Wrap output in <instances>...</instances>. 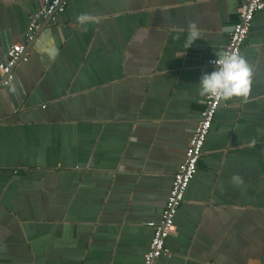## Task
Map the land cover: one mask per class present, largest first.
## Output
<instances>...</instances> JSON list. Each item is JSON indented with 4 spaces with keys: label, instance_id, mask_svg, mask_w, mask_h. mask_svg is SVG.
<instances>
[{
    "label": "crops",
    "instance_id": "1",
    "mask_svg": "<svg viewBox=\"0 0 264 264\" xmlns=\"http://www.w3.org/2000/svg\"><path fill=\"white\" fill-rule=\"evenodd\" d=\"M243 1L72 0L42 21L21 101L0 86V264H144ZM42 5L0 0V62ZM240 56L250 90L217 111L157 264H264V10Z\"/></svg>",
    "mask_w": 264,
    "mask_h": 264
},
{
    "label": "built area",
    "instance_id": "2",
    "mask_svg": "<svg viewBox=\"0 0 264 264\" xmlns=\"http://www.w3.org/2000/svg\"><path fill=\"white\" fill-rule=\"evenodd\" d=\"M71 1L72 0H42L43 5L32 16L26 29V42L12 44L7 49L4 60L0 62L1 86L9 87L14 81V68L16 64L28 60L26 43L36 38L37 31L42 24L41 20L48 19L53 14L65 12ZM262 10H264V0H244L242 2L238 21L230 29L229 42L221 55L226 53L240 55L244 42L251 30L254 17ZM214 59L215 58L210 60V64H212L211 61ZM224 103L225 99L213 96H206L204 99V107L201 111L198 125L193 130L189 146L186 150L185 159L174 174L161 219L158 222H148V225L153 229V235L149 248L144 255V264H157L160 257L169 255L170 253L169 248L166 246V240L169 236L177 234L175 218L184 201L189 184L197 173L199 160L202 156L203 148L217 111Z\"/></svg>",
    "mask_w": 264,
    "mask_h": 264
},
{
    "label": "clouds",
    "instance_id": "3",
    "mask_svg": "<svg viewBox=\"0 0 264 264\" xmlns=\"http://www.w3.org/2000/svg\"><path fill=\"white\" fill-rule=\"evenodd\" d=\"M85 23L89 17L85 14L78 18ZM188 35L185 47L190 48L194 41L201 38L195 21L188 24ZM214 65L211 71H205L199 78L198 89L201 97L213 96L229 99L233 96H246L250 90L252 69L246 60L238 54H223L211 61ZM239 183V177H233Z\"/></svg>",
    "mask_w": 264,
    "mask_h": 264
},
{
    "label": "water",
    "instance_id": "4",
    "mask_svg": "<svg viewBox=\"0 0 264 264\" xmlns=\"http://www.w3.org/2000/svg\"><path fill=\"white\" fill-rule=\"evenodd\" d=\"M37 12V10L35 9L34 10V13H36ZM66 12V11H65ZM55 17V14H53L50 18H48V19H43V20H41V21H43V22H47V24L53 19ZM54 20V19H53ZM33 42V41H32ZM27 47V50H28V46H26ZM26 50V51H27ZM7 51V50H6ZM19 63V62H18ZM17 63V64H18ZM16 64V65H17ZM16 85H18L19 86V81H18V78H17V76H15L14 77V81L11 83V87L13 88V91H14V93L16 94V98H17V100H18V102H20L21 101V99L19 98V96L17 95V91H16ZM1 86V85H0ZM11 94V93H10ZM13 95V94H12ZM11 95V98H12V101H13V103H14V105L15 106H18L17 105V101H15V99H13V96Z\"/></svg>",
    "mask_w": 264,
    "mask_h": 264
}]
</instances>
